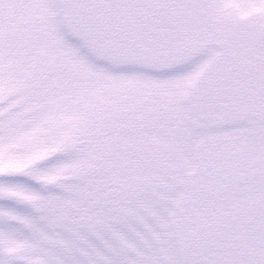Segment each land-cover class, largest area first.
Segmentation results:
<instances>
[{"label":"snow or ice","instance_id":"snow-or-ice-1","mask_svg":"<svg viewBox=\"0 0 264 264\" xmlns=\"http://www.w3.org/2000/svg\"><path fill=\"white\" fill-rule=\"evenodd\" d=\"M0 264H264V0H0Z\"/></svg>","mask_w":264,"mask_h":264}]
</instances>
